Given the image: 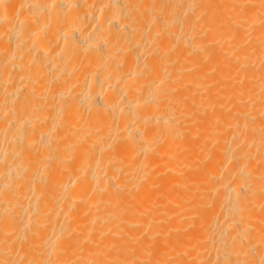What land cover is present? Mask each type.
<instances>
[{"label":"bare ground","instance_id":"bare-ground-1","mask_svg":"<svg viewBox=\"0 0 264 264\" xmlns=\"http://www.w3.org/2000/svg\"><path fill=\"white\" fill-rule=\"evenodd\" d=\"M0 264H264V0H0Z\"/></svg>","mask_w":264,"mask_h":264}]
</instances>
